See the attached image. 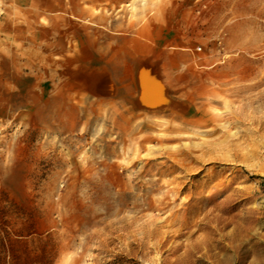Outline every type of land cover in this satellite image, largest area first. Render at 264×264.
Masks as SVG:
<instances>
[{
    "label": "rangeland",
    "instance_id": "1",
    "mask_svg": "<svg viewBox=\"0 0 264 264\" xmlns=\"http://www.w3.org/2000/svg\"><path fill=\"white\" fill-rule=\"evenodd\" d=\"M256 163L264 0H0V264H264Z\"/></svg>",
    "mask_w": 264,
    "mask_h": 264
},
{
    "label": "bare ground",
    "instance_id": "2",
    "mask_svg": "<svg viewBox=\"0 0 264 264\" xmlns=\"http://www.w3.org/2000/svg\"><path fill=\"white\" fill-rule=\"evenodd\" d=\"M223 74V73H222ZM202 92V91H201ZM205 94H216V92H212V91H205ZM223 116V114H216V119H221V117ZM219 129L221 130V131H224V132H228V130H229V127H228V125L227 124H223V125H220L219 126ZM228 136L230 137V138H232V139H235L236 138V136L238 135V133H229L228 132ZM255 157H257L256 156V153H252V154H250L249 156H246L245 157V159L246 160H250V161H253L254 159H255ZM263 165L262 164H259V163H256V166H255V169H257V171H261V170H263Z\"/></svg>",
    "mask_w": 264,
    "mask_h": 264
}]
</instances>
